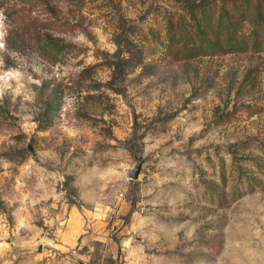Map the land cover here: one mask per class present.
<instances>
[{"label":"rangeland","instance_id":"obj_1","mask_svg":"<svg viewBox=\"0 0 264 264\" xmlns=\"http://www.w3.org/2000/svg\"><path fill=\"white\" fill-rule=\"evenodd\" d=\"M0 264H264V0H0Z\"/></svg>","mask_w":264,"mask_h":264},{"label":"water","instance_id":"obj_2","mask_svg":"<svg viewBox=\"0 0 264 264\" xmlns=\"http://www.w3.org/2000/svg\"><path fill=\"white\" fill-rule=\"evenodd\" d=\"M30 151H31V155L34 157L35 153L33 152L31 148H30ZM142 168H143V161L140 160L139 158H136V166L129 171L128 179L131 181L138 180L140 177Z\"/></svg>","mask_w":264,"mask_h":264}]
</instances>
